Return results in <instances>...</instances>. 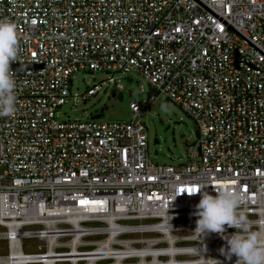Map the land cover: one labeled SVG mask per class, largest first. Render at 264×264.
Returning a JSON list of instances; mask_svg holds the SVG:
<instances>
[{"label":"built area","instance_id":"obj_1","mask_svg":"<svg viewBox=\"0 0 264 264\" xmlns=\"http://www.w3.org/2000/svg\"><path fill=\"white\" fill-rule=\"evenodd\" d=\"M0 20L19 43L16 110L0 117V264H236L193 213L218 188L264 220V0H0ZM79 71L117 89L114 73L138 72L179 105L196 125L185 162L150 158L152 100L128 121L61 119Z\"/></svg>","mask_w":264,"mask_h":264},{"label":"rangeland","instance_id":"obj_2","mask_svg":"<svg viewBox=\"0 0 264 264\" xmlns=\"http://www.w3.org/2000/svg\"><path fill=\"white\" fill-rule=\"evenodd\" d=\"M74 75L70 85L71 96L59 107L61 119L85 120L87 117H96L101 122L128 121L132 117L129 107L132 101L143 105L152 100L148 112L141 116L146 126L150 158L158 164L176 165L185 162L188 145L196 139L193 119L176 103L165 99L163 95L158 96L140 73H114L115 79L123 85L122 89L106 81L111 75L109 72L79 71ZM102 81L105 84H101ZM94 84L100 85L97 93L84 98L86 90ZM24 243L36 245V242L31 241ZM4 253L6 244L0 241V254Z\"/></svg>","mask_w":264,"mask_h":264},{"label":"clouds","instance_id":"obj_3","mask_svg":"<svg viewBox=\"0 0 264 264\" xmlns=\"http://www.w3.org/2000/svg\"><path fill=\"white\" fill-rule=\"evenodd\" d=\"M18 48L16 25L0 20V117L12 116L16 110V82L11 64L17 61ZM215 192V196L207 191L197 192L201 193V199L193 213L198 217L194 232L201 238L213 233L220 235L227 244L220 249L221 254L228 260L236 256V264H264V220L249 221L238 214L237 209L247 200L243 193L218 188ZM225 225L235 232L225 236ZM215 264L221 262L216 259Z\"/></svg>","mask_w":264,"mask_h":264},{"label":"snow or ice","instance_id":"obj_4","mask_svg":"<svg viewBox=\"0 0 264 264\" xmlns=\"http://www.w3.org/2000/svg\"><path fill=\"white\" fill-rule=\"evenodd\" d=\"M190 191H191V189H190Z\"/></svg>","mask_w":264,"mask_h":264}]
</instances>
